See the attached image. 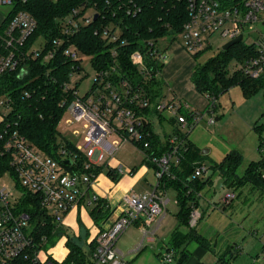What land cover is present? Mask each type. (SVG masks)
Instances as JSON below:
<instances>
[{"label":"built area","instance_id":"2783aa9c","mask_svg":"<svg viewBox=\"0 0 264 264\" xmlns=\"http://www.w3.org/2000/svg\"><path fill=\"white\" fill-rule=\"evenodd\" d=\"M138 0H107V6L113 2L119 9L126 10L127 15L139 12ZM187 0L188 19L183 26L181 37L183 47L189 53H195L211 46L209 40L219 35L227 42L244 36V29L250 23H262L264 27V0ZM0 5L15 9L16 0H0ZM96 13L81 15L73 11V16L64 22L63 34L73 36L81 28L94 20ZM97 16V15H96ZM7 19V15L4 21ZM37 30V21L26 11L16 10L9 18L6 30L0 32V77L7 71H17L23 60L22 49ZM100 34L108 43L128 45V40L122 38L119 30L113 31L110 26L95 33ZM244 40V39H243ZM66 40H54L52 49L43 54L44 47L34 48L33 57L43 58L45 62L55 59L56 53ZM67 43L63 48L64 55L73 62L83 63L79 50ZM258 54L241 65L242 72L253 79L264 74V29L259 33L254 43ZM167 50H160L158 40H149L144 50H136L130 55L134 66L138 67L140 75L145 80L159 78L164 65L168 62ZM76 69H79L76 68ZM82 71V70H81ZM76 72L70 74L73 83ZM119 74L117 67L107 71H96L91 89L84 95H79V87L73 91L74 99L67 107V114L71 116V123L83 124L85 145L80 146L76 140L77 152L62 149L61 161L70 168H65L60 159H54L38 152L23 137L14 132L5 144L6 153L10 157V165L17 186L40 197L41 206L50 214L56 216L62 223L63 217L74 206L82 202L88 191L92 189L96 174L94 168L106 156L114 157L119 150L128 143H134L144 153L145 160L153 164L156 169L158 184L164 175L170 173L172 162L179 160L178 155L185 142L173 134L170 136V151L163 155L153 152L149 141L150 132L144 130L152 124L149 117L139 115L138 111L154 107L159 112L168 111L172 118L178 120L182 129L192 131L205 117L203 112L191 110L190 106L181 101L152 103L143 85H132L126 81H116ZM120 75V74H119ZM74 87V86H73ZM0 105L5 106L3 102ZM191 112V120L181 114V110ZM208 113V112H207ZM210 113V112H209ZM3 118V116H2ZM212 116L209 124H214ZM187 132V131H186ZM78 134V132L73 133ZM81 135V136H83ZM118 135L117 139L110 137ZM3 136L0 135V140ZM85 158L81 170H74L77 157ZM73 169V170H71ZM118 174H123L122 166L114 168ZM209 175V168L204 164L196 166L193 178ZM158 184L151 191L143 194H128L123 202L124 209L120 217L106 230L100 231L94 238L95 248L92 259L94 264H128L126 255L117 247V241L122 234L136 222H141L142 241L133 250H142L148 240L154 239L165 216V208L169 203L166 193L158 188ZM21 195L16 197L14 191L7 186L0 189V264H55L59 262L49 255L41 254L42 248L35 249L36 243L32 233L26 230L30 224V217L19 209ZM98 196L93 195L92 200ZM236 199L234 192L226 193L221 199L222 205H229ZM91 202V201H90ZM202 215L199 208L191 211L188 227L195 229ZM45 242L46 239L43 238ZM29 253L28 251H31ZM237 251L242 249L237 248ZM166 264H173L174 252L167 251L163 256Z\"/></svg>","mask_w":264,"mask_h":264},{"label":"trees","instance_id":"16d2710c","mask_svg":"<svg viewBox=\"0 0 264 264\" xmlns=\"http://www.w3.org/2000/svg\"><path fill=\"white\" fill-rule=\"evenodd\" d=\"M228 3V0H222ZM107 0H16L15 9L8 11L7 19L0 26L3 33L9 22V18L16 10H23L31 14L37 21V30L27 41L22 49L23 60L19 70L7 71L0 77V114L3 116L0 123V174L9 172L13 175L10 165V157L6 153L5 144L11 135L17 132L33 148L45 156L59 160L60 151L67 149L77 152L75 143L67 137H63L58 131V126L67 112L68 105L73 101V91L79 87V82L73 83L70 78L72 72L80 73L83 69L82 62H73L63 53L67 43L74 45L82 55L90 58L93 68L98 71L111 70L117 67L119 74L115 75L116 81H126L132 85H143L152 103L164 99L163 83L158 78L145 80L139 73L138 67L134 66L130 55L136 50H144L146 42L157 41L168 34L174 35V41L181 36L183 26L188 19L187 0H138L140 9L136 15H127L126 10L119 9L113 2L107 6ZM79 11L81 15L95 11L94 20L83 26L73 36L63 34L65 20L73 16V11ZM110 26L113 31L119 30L122 38L128 40V45L121 46L116 43H108L100 34H95L103 28ZM39 38L45 40L43 54L52 49L54 40H66L59 48L55 59L45 62L43 58H34L33 49ZM69 44V45H70ZM202 51L196 52L197 58ZM258 54L255 44L247 45L244 40L231 47L229 50H221L219 54L211 58L203 65L198 64L191 76L195 90L210 101L207 112H213L216 100L219 96L234 86L241 87L246 98H250L261 89H264V74L257 79L246 76L238 69L233 73L229 68L232 64L243 65L247 60ZM79 69H76L78 68ZM74 86V87H73ZM145 117L157 116L163 119L161 112L150 107L138 111ZM181 114L189 121L191 112L181 110ZM175 135L184 142L178 155L179 160L172 162L170 173L164 175L159 181L158 188L165 192L174 189L177 192L180 207L178 218L181 225L188 226L189 216L192 210L199 208L200 195L208 185L215 186L213 175L230 182V186L238 189L240 186L251 183L254 186L264 187V138L261 137V127L255 126L260 134L259 152L261 159L251 162L244 176L240 177L237 172L243 164L244 156L238 151L229 152L220 162H213L209 167L212 174L205 179L193 178L196 166L205 163L202 150L189 140V132L182 133L176 127L179 124L175 118L170 119ZM144 130L150 132L148 138L152 145V151L163 155L170 151L169 138L163 150L157 149L160 144L159 136L153 131L152 125L148 124ZM172 136V135H171ZM61 161V159H60ZM85 158L80 154L77 157V166L74 170H81ZM65 168H70L63 161ZM73 170V169H71ZM106 172L114 182H118L120 174L116 170L105 166H96L95 174L100 171ZM19 186V184H18ZM23 196L20 199L19 209L30 217L31 231L35 249L42 248L47 242L57 243L63 236H67L66 246L69 253L63 262L55 264H94L92 255L95 242L88 244V235L74 237L68 234L66 228L59 219L50 214L41 206L40 197L21 188ZM93 194L88 191L85 199L91 201V215L96 222L110 216L107 202L97 197L92 200ZM68 212L65 214V216ZM87 234V233H86ZM43 238L46 241H43ZM196 242L203 248L213 249L212 245L203 235L195 229L182 234L176 230L171 237L169 251L174 252L175 264H185L189 258L188 247ZM188 246L181 251L184 244ZM29 253L32 252L28 251ZM221 260V259H220ZM218 260V262H221Z\"/></svg>","mask_w":264,"mask_h":264},{"label":"rangeland","instance_id":"374dc122","mask_svg":"<svg viewBox=\"0 0 264 264\" xmlns=\"http://www.w3.org/2000/svg\"><path fill=\"white\" fill-rule=\"evenodd\" d=\"M8 11L9 8L0 5V14L2 13L3 15L4 13H8ZM263 29L264 27L262 23H250L246 25L244 29V42L247 45L254 44L258 39L259 33ZM174 39L175 38L173 34H168L166 37L158 40L159 49H166L169 56L168 62H170V64L168 66L165 65L164 75L165 77H167L166 80L169 81L170 87L179 88L180 86H183V88L185 87V90H191L194 93L191 75L195 67L198 64H205L211 58L219 54L225 43L221 40L219 35L212 36L209 40L211 46H208L206 44L205 48L201 50L202 53H200L199 56L196 58V52L188 53L186 51L183 52L182 50H178V48H180V46L183 44V39L181 36H179L175 41ZM43 46H45V40L43 38H39L36 44L34 45V48L39 49ZM82 65V71L80 73L75 74V80L80 81V96H84L91 89L94 79L96 77V70L93 68L89 57H83ZM238 69L241 70V66L235 64H232L229 68L231 73L237 71ZM158 79L160 82L163 83L162 91L165 97H172L173 93H170V87H168L166 80H164L162 76H160ZM203 98L207 100L205 97L202 96L201 99H199L201 100V102L198 103L200 104V106L197 104V106L195 107L199 108L205 104ZM193 105L196 104L193 103ZM163 115L167 119L171 116L168 111H164ZM212 116L214 117V119L219 118L218 121H215V125L208 124ZM70 120L71 116L66 113L58 126V131L63 137L76 140V142H78L80 146H84L85 140L83 135V124L71 123L69 122ZM150 121L152 123L153 131L159 134L164 140H167L171 135H173L175 128L171 126L168 121H163L162 123H160L157 116H152L150 118ZM256 124L257 126L264 124V89H261L252 97L246 98L243 94L241 87L234 86L230 90L219 96V98L216 100L215 111L212 114L206 113L205 117L202 118L200 123L192 131H189V129H184V131L189 132L190 139L195 140L197 142V144L202 150L201 152L206 149H213V153L212 155H210V158H206L205 160V164L207 165V167H210L213 162H220L225 157V155L232 151V149L236 150L239 143L244 142L248 144L252 141V139H258V134L253 131ZM75 132H78V134L76 133L74 135L73 133ZM110 139L113 140L114 138L111 136ZM140 155L141 152L129 143L119 153H117L116 159L119 160L121 163H124V167H127V164H133L136 159L138 165L140 161ZM246 155L249 157L248 153ZM247 156L244 157V163L238 169L237 173L240 176L243 175L247 166ZM211 174L212 171L209 168V175ZM213 180L215 181V187H207L202 192L204 195V202L207 204V207L209 205V202H213L217 204L218 208H223L220 197L226 191L230 190V182L226 183L223 189L216 191V186L218 184V181L220 180L218 173H215L213 175ZM4 186L11 188L14 191L16 197H19L21 195V189L19 188V186H17L15 180L9 174H4L0 176V189ZM166 198L169 200V203L166 205L165 208L167 218L163 221L162 228L158 231L157 243L155 246L152 247L150 245H145V247L141 250L139 254L133 255L128 253L130 250H133L136 245H138L141 241L140 232L137 230L136 227L133 226L129 227L119 238L117 242V247L118 249L122 250L125 254H127L126 257L128 264H166L163 256L167 253L165 245L170 239L165 238L167 237L166 235L172 233V231H174L176 228L182 229L184 227H187L189 229L188 226H181V222L178 218L180 207L178 204L177 192L174 189L168 190ZM244 200L245 197L242 196L241 199H237L235 201L238 212H240L241 210H246L245 207L247 206V203L245 204ZM263 209L264 206H262V210ZM246 211L248 213V210ZM208 213H213L211 208ZM207 215L205 217H207ZM222 215L223 214H221L219 211L214 212V216ZM225 216L230 218L227 215ZM252 218L254 223L257 221V219L259 220V222L262 221L261 216L257 214L252 215ZM233 219H239V221H241V217H236ZM247 221H245V223ZM258 228H260L259 236L255 235V238H257V240L259 241L263 240L264 242V225H261ZM32 229V225L29 224L26 232L30 233ZM217 239L218 240L216 244L214 240V251H216L217 254L221 253L222 248L224 246L227 247L228 245L235 243L234 233L232 234V232H229L228 236L227 234H222V238ZM252 242V239L244 241V237L239 240L241 247L237 248H240L242 250L238 251L239 254L232 261V264H245L246 261H244V256L246 255L247 250L250 253L249 255H251L249 256V258L256 256V245L254 246ZM258 243L260 247L261 244L260 242ZM54 246L55 245H53L52 242H47L42 248V256L49 255L58 260L62 259L63 256L59 254V250L55 249ZM194 246H196V243H191L188 247V251L190 252V250L194 248ZM252 253L255 254L252 255ZM258 255L259 261L264 260V251L260 252ZM175 263L176 262H174L173 264ZM262 263L264 264V262Z\"/></svg>","mask_w":264,"mask_h":264},{"label":"crops","instance_id":"0c3cea01","mask_svg":"<svg viewBox=\"0 0 264 264\" xmlns=\"http://www.w3.org/2000/svg\"><path fill=\"white\" fill-rule=\"evenodd\" d=\"M7 13H2L0 14V26L4 22V19L6 17ZM178 50H182L183 52L186 51L188 52L184 47L183 44L178 48ZM189 53V52H188ZM170 62L166 63L165 65L168 66ZM164 65V67H165ZM162 69L161 76L166 80L167 77L164 75V68ZM193 74V73H192ZM167 76V75H166ZM192 76V75H191ZM168 87L169 86V81H167ZM193 85V83H192ZM194 93L191 90H185V87L180 86L179 88H169L170 93H173L172 97H165L161 101L163 102H170V101H181L190 106L191 110H197L200 112H203L204 114L207 113L209 107H210V101L200 93H198L195 90V87L193 85ZM205 97L207 100L203 98V101L205 102L204 105L201 107H195L197 106L198 103L201 102V97ZM196 104V105H193ZM200 106V104H198ZM215 111V109H214ZM213 111V112H214ZM213 112H210L212 114ZM209 113V112H208ZM163 119L159 120L160 123L163 121H168L170 123V119L172 118H166L163 115V112L161 113ZM151 117H149L150 119ZM2 115L0 114V123L2 122ZM219 118H216L215 121H218ZM209 124V123H208ZM152 125V124H151ZM215 125V124H214ZM257 125V124H256ZM255 125V126H256ZM173 126V125H171ZM261 127V137L264 138V124L260 125ZM176 127H178L182 133H184V129L176 123ZM259 138H254L252 141L248 144L242 142L238 144L237 149H232V151H238L243 154L244 157H246L247 153L249 157L247 156V166L245 168V171L249 164L251 162H256L261 159V155L259 152V139H260V134L254 130ZM157 134V133H156ZM160 139V144L162 146H158L157 149L163 150V146L165 147L167 140H164L159 134H157ZM114 139L119 138L118 135L113 136ZM73 140V139H71ZM189 140L198 148L199 145L195 140H191L189 137ZM129 144V143H128ZM135 147L138 151H140L134 143H130ZM127 145V144H126ZM125 145V146H126ZM209 145V144H207ZM123 146L122 149L125 147ZM121 149V150H122ZM201 149V148H200ZM121 150H119L117 153H119ZM141 155L139 156V164L137 165V159L133 164H127V167H124V163H121L119 160L116 159L117 154L114 157L111 156H106L105 159L100 162L97 166L101 167L105 166L107 168L113 169L117 168L118 166H122L124 173L120 175V179L118 182H114L111 178H109L104 171H100L99 173L96 174L95 181L92 185L91 193L93 195L98 196L99 198L104 199L108 207L110 209V216L106 219H101L98 222L94 220V218L91 215V202L88 198L84 199L82 202H80L78 205L74 206L66 216L63 217L62 225L66 228V231L68 234L70 233L71 236L78 237V236H85L88 235V244L91 243L96 235L103 230L108 229L114 222L115 220L121 216L123 209H124V198L128 194H143L147 191H151L155 188V186L158 184V179L156 177V169L153 164L148 163L145 160L144 153L142 151ZM252 152V153H251ZM213 149H206L205 154H202L206 158H210V155H212ZM226 156V155H225ZM142 162V163H140ZM244 163V162H243ZM206 165L205 163H202ZM207 166V165H206ZM209 168V167H208ZM245 171L243 175H239L240 177L244 176ZM238 174V173H237ZM210 175L204 177L207 179ZM219 179H222L219 177ZM218 180V179H217ZM225 186V183H224ZM222 187V189L224 188ZM207 187H212L210 185L206 186L204 190ZM215 187V186H213ZM234 187H231L230 190L226 191L222 196L220 197V200L223 198V196L228 193V192H234L236 194V199L231 202L229 205H223V208H218L216 203L209 202L208 207L206 206L207 204L204 202V195L203 193L200 195V201H199V211L202 215L201 221L199 222L198 226L195 228V230L200 234L203 235L210 244L212 245L213 249L208 250L206 248L201 247L198 245L196 242V246L190 250L189 253V258L187 259L185 264H232V261L235 259L236 256H238V251L236 250L237 247H241L239 240L244 237V241L246 240H253L254 246L256 245V256L250 257L249 251L247 250L246 255L244 256V261H246L245 264H263L264 260L259 261V253L264 251V242L263 240H257L255 238L256 236H259V230L258 228L261 225H264V209L262 210V206H264V187H259V186H254L251 183L244 184L240 186L238 189H233ZM170 189H167L165 191L166 196H167V191ZM203 190V191H204ZM218 191L217 189H215ZM202 191V192H203ZM245 197L244 203H247V206L245 207L246 210H248V213L246 210H241L238 212V209L236 207L235 201L237 199H241V197ZM210 208L212 209L213 213L209 214ZM219 209V210H218ZM219 211L222 216H214V212ZM208 213V215H207ZM229 216L230 218L226 217L225 215ZM260 215L262 218V221L259 222L257 221L254 223L252 215ZM207 215V217H205ZM214 216V217H213ZM236 217H241V221L234 220L233 218ZM167 218V213H165V216L163 218V221ZM252 218V219H251ZM213 219V220H212ZM234 220V221H232ZM248 220V221H247ZM162 221V224H163ZM245 221H247L245 223ZM237 222V223H236ZM239 222V223H238ZM162 224L159 228V230L162 228ZM141 222L138 221L136 222L133 227H136L137 230L140 232L141 235V241H142V232L140 229ZM185 226V225H181ZM132 227V226H131ZM158 230V231H159ZM178 230L182 234L188 233L191 229H188L187 227L184 228H176L172 233H169L166 235L167 237L165 238H170L167 241V244L165 245L166 251L170 249V243H171V237L174 234V232ZM232 232L234 233V242L227 247L224 246L222 248L221 253L217 254L216 251H214V246L217 242V238H222V234H227ZM87 233V234H86ZM158 234V232H157ZM237 238V239H236ZM215 240V244H214ZM140 241V243H141ZM67 242V236H63L61 239L57 241L55 244L54 248L59 250V254H61L63 257L62 259H56L59 262H63L65 258L67 257L69 250L66 246ZM118 242V241H117ZM248 242V241H247ZM261 246L259 247V243ZM139 243V244H140ZM157 243V235L155 236L154 239L148 240L146 245L150 246H155ZM223 243V241H222ZM118 244V243H117ZM138 244V245H139ZM246 244V242H245ZM137 246V245H136ZM145 247V246H144ZM143 247V248H144ZM142 248V249H143ZM135 249V248H134ZM133 249V250H134ZM133 250H130L128 253L130 254H139L141 251L134 253ZM122 251V250H121ZM123 252V251H122ZM124 253V252H123ZM255 253H252L255 254ZM125 254V253H124ZM127 256V254H125ZM243 257V256H242ZM228 258V259H227ZM221 259V260H220ZM250 259V260H249ZM220 260L221 262H218ZM249 260V261H248Z\"/></svg>","mask_w":264,"mask_h":264},{"label":"water","instance_id":"95a60500","mask_svg":"<svg viewBox=\"0 0 264 264\" xmlns=\"http://www.w3.org/2000/svg\"><path fill=\"white\" fill-rule=\"evenodd\" d=\"M97 17V16H96ZM95 17V18H96ZM244 39V36L243 35H240L238 38L234 39V40H231L229 42H227L226 44L223 45L222 49L227 51L229 50L231 47L235 46L236 44H239L243 41ZM202 154H205V150L202 152ZM224 183H225V180L224 179H220L218 181V184L216 186L217 190H221L222 187L224 186ZM188 246V243L184 244L181 248V251H184V249Z\"/></svg>","mask_w":264,"mask_h":264}]
</instances>
